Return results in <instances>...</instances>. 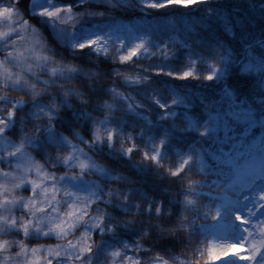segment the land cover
Instances as JSON below:
<instances>
[{"label": "snow or ice", "instance_id": "obj_1", "mask_svg": "<svg viewBox=\"0 0 264 264\" xmlns=\"http://www.w3.org/2000/svg\"><path fill=\"white\" fill-rule=\"evenodd\" d=\"M108 2L111 6L112 0ZM203 2L139 0L145 9ZM85 3L80 0L81 5ZM35 11L69 39L82 18L102 14L88 7L77 10L69 3L38 6ZM217 19L222 31L232 36V20L227 16ZM148 39L141 35L127 47L118 36L95 35L72 42L73 50L90 47L97 57L112 60L110 74L104 75L95 67L54 55L40 30L21 11L18 0H0V164L5 166L0 170V236L6 237L0 239V264H98L94 251L102 240H106L103 255L109 258L107 264H168L161 255H147L154 251L175 264V258L156 244L143 255L131 251L139 252L141 244L133 241L153 231L157 237L166 235L158 227L162 217L173 229H184L188 237L211 235L227 241L218 249L209 241V259L236 246L242 249L232 256L238 264H264V35L242 43L239 52L223 39L209 41L210 52H202L175 34L171 42L155 47L149 46ZM24 41L29 46L22 56L18 48ZM181 47L186 55L180 70L136 63L141 53L167 59ZM37 67L40 73L35 71ZM233 67L242 75L257 74L255 91L237 98L224 82L214 100L198 99L199 112L181 92L162 90L155 84L145 89L155 73L176 80L212 81L216 77L224 81ZM122 88L125 91H120ZM137 89L144 90L147 99L138 96ZM8 91L19 95L9 96ZM64 116L70 117L69 124L61 127ZM125 121H134L136 127ZM81 125L86 128L82 130ZM100 132L106 134V141ZM209 133L212 139L205 144ZM187 135L193 137L187 146L176 142V137ZM140 136L143 143L136 139ZM118 137L129 146L117 148ZM100 143L130 159L138 153L143 159H135L136 163L150 164L176 178L175 188L164 186L168 202L142 189L137 192L131 177L121 171L113 176L115 170L104 160L98 164L95 147ZM162 145L173 149L174 159L163 154ZM38 149L42 153L38 154ZM37 157L42 163L32 167ZM26 159L28 171L14 176L8 170L21 169ZM61 167L64 171L57 178L55 170ZM32 172L38 178L29 179ZM74 182L81 186L73 188ZM216 185L222 187L214 192ZM21 189L27 191V199L17 194ZM65 206L66 210H61ZM77 226L83 228L77 238L43 249L42 257L36 246L29 249L23 243L33 236L63 239ZM11 247L17 251L10 252ZM186 251L190 259L181 264H193V259L199 264V249Z\"/></svg>", "mask_w": 264, "mask_h": 264}, {"label": "trees", "instance_id": "obj_2", "mask_svg": "<svg viewBox=\"0 0 264 264\" xmlns=\"http://www.w3.org/2000/svg\"><path fill=\"white\" fill-rule=\"evenodd\" d=\"M53 4L59 5L63 3H69L79 10L80 7H88L93 10H98L102 14L100 16H93L91 18H82L79 22L90 28H95L98 31V35H105L108 32H117L119 38L124 40V47L129 46L134 39L139 38L141 35L148 36V44L150 47H155L158 43H164L166 41L171 42L173 34L180 37L184 42H191L193 47L201 49L202 52H210L209 41L216 39H223L224 42L230 45L233 49L239 52L240 46L247 40L253 37L264 35V0H204L203 3L188 7H179L177 5H168L158 9H145L140 6L139 0H112L111 6L108 0H86L84 5L80 4V0H51ZM34 0H18V6L26 17H28L32 23L40 30L41 34L45 38L48 45H50L51 51L54 55L63 56L64 58L72 59L77 63L85 66H92L97 69L98 72L108 75L113 67V62L109 57H97V54L92 51L90 47H85L78 51L71 48V43H79V38L73 36L71 38L62 37L58 29L53 23L48 21L46 17L36 15L32 11V3ZM211 10V14H206V10ZM219 16H227L232 20L234 24V34L227 36L221 29L218 22ZM79 23V24H80ZM75 30H77L75 28ZM186 50L181 47L178 48L176 53L167 59H161L153 55H147L141 53L140 58L136 60L137 64H147L148 67H162L165 70L177 71L184 66V57ZM0 59H3V54L0 53ZM119 64V61H117ZM131 68H135V64L130 65ZM204 67V66H202ZM35 71L40 73L42 70L36 68ZM45 76L47 70L44 69ZM125 75H133L134 73L125 72ZM256 73H243L240 74L236 68L228 70V75L224 81H220L213 78L212 81H204L199 78L176 80L173 77L165 76L163 73L152 74L150 80L152 83L145 86V89H152V84L159 86L162 90L166 91H178L188 96L193 103V110L199 112L200 104L198 99L203 97L204 99L214 100L218 94L219 88L222 83H228L235 92L237 98L240 96L248 97L256 89L255 77ZM100 91V89H97ZM125 91V89H120ZM136 94L144 99L146 95L144 90L137 89ZM7 95L16 97L19 94L8 91ZM155 112V107L152 108ZM70 117L64 116L60 118L61 127H66L69 124ZM125 124L131 128H135L134 121H125ZM82 130L86 128L85 125H81ZM128 129H125L127 134ZM85 134L87 132L85 131ZM104 137L106 141V134L99 133ZM139 143H143V137L136 138ZM193 137L191 135L178 136L175 138L176 142L187 146L191 143ZM212 139V134L209 133L205 137L204 143L209 144ZM83 148L82 145H77ZM128 144H122L120 138H117V148L128 147ZM164 155L170 159H174L176 153L171 147H165ZM38 154L42 153V149H38ZM55 154V149L51 150ZM63 151V150H61ZM135 151V149H134ZM29 152L31 150L29 149ZM96 162L103 164L104 161L112 167L116 172L121 171L126 176L132 178L133 184L137 187V192L141 189L144 193L151 194L154 197L163 196L164 202L167 203V193L163 191L165 187H176V178H169L163 173L162 169H157L150 164H139L135 162V159L142 160L143 157L138 153L133 155V159L124 157L121 153L115 149L107 146L104 143H100L95 147ZM104 160V161H103ZM42 163L37 157L36 163ZM148 163H151L150 160ZM46 167V166H45ZM57 175L64 171L61 167L55 170ZM89 177H86V179ZM195 179L196 177H191ZM90 179L96 180L95 176H91ZM167 184V185H166ZM222 185H216L212 187L214 192L218 191ZM95 203V202H94ZM100 207H103L100 205ZM173 209L175 205L173 204ZM210 219V218H209ZM155 223V222H154ZM158 227L166 231V235L157 237V232L153 231L151 235H146L143 239L133 241L141 244V249L137 252L135 249L131 251L136 255H143L144 250L156 244L157 247L164 248L172 257L175 258V264H181V261L190 259L188 255L189 250L199 249L201 256L199 258V264H205L206 257L204 255L205 240L199 236L188 237L185 234V230L182 228L173 229L170 222H167L166 217H162L158 222ZM83 230L81 227H77L70 236L63 239H57L55 237L48 236H33L32 238H25L23 243L28 248L36 246L39 249H47L50 246H55L59 243L70 241L79 236ZM179 233V235H177ZM12 235H16L13 233ZM6 237L0 236V239ZM17 238H19L17 236ZM111 237L110 239H115ZM93 239H99V237H93ZM107 239V238H106ZM147 240V242H145ZM106 240H102L94 251V259L98 264H107L108 257L103 255V249L105 247ZM149 257H155L161 255L168 264H173L168 260V256L163 255L162 252H151L147 254ZM193 264H196L193 259Z\"/></svg>", "mask_w": 264, "mask_h": 264}, {"label": "rangeland", "instance_id": "obj_3", "mask_svg": "<svg viewBox=\"0 0 264 264\" xmlns=\"http://www.w3.org/2000/svg\"><path fill=\"white\" fill-rule=\"evenodd\" d=\"M38 6L48 7V6H56V5L53 4L52 1H51V4H49V0H34V2L32 3V11H33L35 14H36L35 9H36V7H38ZM48 21H50V20H48ZM50 22H51V21H50ZM51 23H52V22H51ZM79 23H80V22H78V23L73 27V30H72V33H71V39H72L73 41H75V39H73V36H74V35H75L76 37L79 38V39H78L79 42H82V41H84V40H87V39L91 38L92 36L98 35V31H97L95 28H90V29L88 30L87 26H84V25H82L81 23H80V24H79ZM55 27H56V26H55ZM56 28H57V27H56ZM75 28H76L77 30H75ZM57 31H58V30H57ZM100 36L117 37L118 34H117V32H108L107 34H105V35H100ZM118 37H119V36H118ZM137 39H138V38H137ZM112 42H113L112 40H109V43H112ZM27 46H29L28 41H24L23 43H21V44L19 45L18 51H20V53H21L22 56L24 55L23 49H24L25 47H27ZM2 148H3V146H2V144H0V156H2ZM9 151H10V149H9ZM17 163L19 164V163H21V162H20V161H17ZM35 163H36V162H34V163L32 164V167H35ZM4 167H5V166H4L3 164H0V170L4 169ZM8 170H9V171H12V173H13L14 176L19 175L21 170L28 171L29 169H28V161H27V159L22 163V165H21V169L13 170L11 167H9ZM56 176H57V178L60 177V175H59V174L57 175V173H56ZM36 178H38V175H37L36 172H32L31 175L29 176V179H36ZM80 186H81V185H80L79 183H76V182H74V183L72 184V187H73V188H79ZM17 194L23 196L25 199H27V197H28V193H27V191H24L23 189L19 190ZM61 210H66V206H65L64 209H61ZM45 211H47V209H45ZM254 211H258V210L254 209ZM15 215H16V216H19V215H20V212L17 211V212L15 213ZM222 215H223V212H222ZM233 219H234V218H233ZM257 219H258V217H257ZM77 227H79V226H77ZM77 227H75L74 230H75ZM74 230H73V231H74ZM52 237H55V235H53ZM55 238H56V237H55ZM203 238H204L203 240H205V248L203 249V250H204V255H205V257H206V262H205V264H238V262H237L235 259H233V260H227V261H223V260H219V261H217V259L219 258L218 254H216V256H214L213 258L209 259L208 255H207L208 247H209V241L212 242V247H213V249H215L214 246H213V244H214L215 239H217V237H213V236H211V235H206V236H204ZM57 239H58V238H57ZM218 239H220V238H218ZM60 240H61V239H60ZM224 241H225V240H224ZM226 242H227V241H225V243H226ZM63 243H65V242L59 243V244H57V245H60V244H63ZM55 246H56V245H55ZM27 248H28V247H27ZM29 249H30V248H29ZM38 249H39V248H38ZM236 250H237V251H238V250H239V251H242L241 248L234 246V247L231 248L228 252L225 253V256H228V257H229L233 252H236ZM9 251L12 252V253H15V252L17 251V249H16V247H11V248H9ZM39 255H40L41 257L43 256V249H40V251H39ZM0 258H2V257H0Z\"/></svg>", "mask_w": 264, "mask_h": 264}, {"label": "bare ground", "instance_id": "obj_4", "mask_svg": "<svg viewBox=\"0 0 264 264\" xmlns=\"http://www.w3.org/2000/svg\"><path fill=\"white\" fill-rule=\"evenodd\" d=\"M223 243H225V241L223 239H218L217 238V239H215L213 246H214L215 249H218L219 247H221L223 245ZM240 252L241 251H239V250L237 251L236 250V252H233L229 257L225 256V253H218L217 252V254H218L219 258L222 257L221 260L227 261V260H233L234 259V258H232L233 254L240 253Z\"/></svg>", "mask_w": 264, "mask_h": 264}]
</instances>
